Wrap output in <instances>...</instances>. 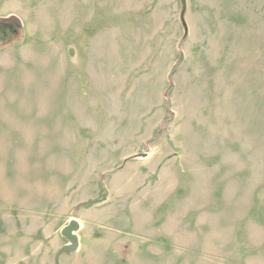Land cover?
<instances>
[{"label":"rangeland","instance_id":"rangeland-1","mask_svg":"<svg viewBox=\"0 0 264 264\" xmlns=\"http://www.w3.org/2000/svg\"><path fill=\"white\" fill-rule=\"evenodd\" d=\"M0 264H264V0H0Z\"/></svg>","mask_w":264,"mask_h":264},{"label":"water","instance_id":"water-1","mask_svg":"<svg viewBox=\"0 0 264 264\" xmlns=\"http://www.w3.org/2000/svg\"><path fill=\"white\" fill-rule=\"evenodd\" d=\"M182 4V12L185 8V0H180ZM182 16V13H181ZM182 22L184 23L183 19ZM78 229V224L76 221H70L61 231L62 235L67 238L72 244L71 245H64L60 250L59 253L66 252L68 250H73L77 247V236L74 234V231Z\"/></svg>","mask_w":264,"mask_h":264},{"label":"trees","instance_id":"trees-1","mask_svg":"<svg viewBox=\"0 0 264 264\" xmlns=\"http://www.w3.org/2000/svg\"><path fill=\"white\" fill-rule=\"evenodd\" d=\"M183 25H184V23H183Z\"/></svg>","mask_w":264,"mask_h":264}]
</instances>
